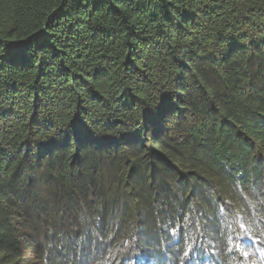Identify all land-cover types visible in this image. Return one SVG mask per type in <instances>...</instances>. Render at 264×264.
Returning <instances> with one entry per match:
<instances>
[{"label":"trees","instance_id":"1","mask_svg":"<svg viewBox=\"0 0 264 264\" xmlns=\"http://www.w3.org/2000/svg\"><path fill=\"white\" fill-rule=\"evenodd\" d=\"M264 245V0H0V264H250Z\"/></svg>","mask_w":264,"mask_h":264}]
</instances>
